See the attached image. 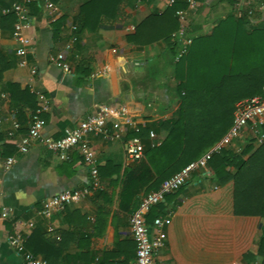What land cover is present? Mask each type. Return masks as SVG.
Returning <instances> with one entry per match:
<instances>
[{"label": "crops", "instance_id": "1", "mask_svg": "<svg viewBox=\"0 0 264 264\" xmlns=\"http://www.w3.org/2000/svg\"><path fill=\"white\" fill-rule=\"evenodd\" d=\"M14 1L19 0H0V9ZM86 1L33 0L34 9L21 30L28 42L24 64L12 35L14 22L3 19L6 14L0 12V213L9 210L7 217L0 216V264H24L7 243L8 234L15 232L24 234L26 248L49 264H93L95 258L97 264H131L135 243L129 215L156 176L145 158H125V139L139 137L147 127V141L150 132L158 143L167 135L160 123L174 119L178 109L174 65L185 38L209 33L216 19L230 12L244 15L248 30L264 26V0L232 4L186 0L180 28L173 34L177 53L173 55L161 41L138 46L127 37L144 18L174 0H130L120 6L115 18L93 14L77 31L75 20ZM67 43L69 73L48 61L50 53L64 50ZM100 107H122L126 114L111 115L106 123L110 132L111 122H120L121 138L89 136L97 185L91 184L90 166L75 148L64 160L35 140L25 153L18 151L33 116L42 135L57 138L65 127ZM125 117L131 124L125 123ZM9 157L14 162L7 167ZM211 176L212 171L205 177L194 172L145 218L151 232L153 219L162 220L164 245L156 253L155 264L261 262L257 255L245 262L242 257L256 253L264 218L234 214L233 182L217 186ZM84 187L88 192L62 210L42 212L46 198Z\"/></svg>", "mask_w": 264, "mask_h": 264}, {"label": "trees", "instance_id": "2", "mask_svg": "<svg viewBox=\"0 0 264 264\" xmlns=\"http://www.w3.org/2000/svg\"><path fill=\"white\" fill-rule=\"evenodd\" d=\"M225 1L232 4L236 0ZM129 2L86 1L75 20L77 31L85 28L91 15L115 18L120 6ZM34 6L30 4V11ZM187 7L186 0H174L163 11L152 12L136 25L127 40L138 46L161 41L176 55V43L172 40L180 28L176 12ZM2 18L14 22L15 15L10 13ZM244 22V15L237 17L232 12L216 19L211 31L192 36L185 52L178 57L174 65L178 109L174 119L160 123L167 135L158 145L150 146L145 139L148 127L137 134L144 140V158L156 176L150 190L200 158L219 141L232 123L234 104L238 100L262 94L264 26L248 30ZM255 142L256 138L248 135L238 151L224 148L213 152L207 165L212 171L210 181L215 185L233 182L234 214L264 218V139L256 145ZM254 255L261 257L259 264H264V224L256 253H246L242 260H250Z\"/></svg>", "mask_w": 264, "mask_h": 264}, {"label": "built area", "instance_id": "3", "mask_svg": "<svg viewBox=\"0 0 264 264\" xmlns=\"http://www.w3.org/2000/svg\"><path fill=\"white\" fill-rule=\"evenodd\" d=\"M245 3L250 0H242ZM33 0H19L14 1L9 6L2 7L0 12L2 14L13 13L15 21L13 25V38L19 43L17 53L22 56L20 63L24 64L25 59L23 55L27 49V39L22 35V27L28 22L30 18V4ZM189 3H194L189 0ZM179 19H183V11L176 12ZM191 39L185 38L183 46L179 49L176 59L185 52V47L189 44ZM70 48V44L65 45L64 50H59L48 55V61L63 71L69 73L70 67L65 61V51ZM35 72L34 69L31 70ZM41 99L43 96H39ZM43 105L41 109H45ZM126 111L124 108H110L100 107L94 113L89 114L83 119L78 120L73 126L65 127L61 135L53 138L47 135H42L39 128L37 116H33L28 128L27 134L22 137L18 144V151L25 153L28 150L30 141H38L46 149L53 152L59 159L64 160L68 156V152L72 149H77L83 158V161L90 166L89 172L92 177L93 185H97L96 181V168L94 165L93 153L91 150L89 136L102 135L108 139H119L123 134V126L120 122H111V131L106 129V123L111 115L125 116ZM125 123L131 124L129 117H125ZM13 127L17 128L18 124L14 121ZM264 85L262 87V94L254 95L244 99L238 100L234 104L232 123L227 131L222 135L218 142L212 148L204 153L200 158L190 162L180 171L172 176L164 179L156 189L150 190L142 195L134 210L130 213L128 219V228L131 238L135 243V255L131 264H155V256L157 251L164 245V233L162 232V220L158 217L153 219V229L151 232L147 225L145 218L149 210L159 204L164 196L177 191L183 186L191 177L194 172L205 177L210 174L211 170L208 168L207 161L213 152H219L224 148H231L233 143L246 132L247 135H252L256 138V143H260L264 139ZM150 146L158 145L154 140V133L149 134ZM145 145L139 137H132L125 139L123 144L124 156L127 160L137 161L144 158ZM238 151V149H236ZM14 162V157H9L5 161V165L9 167ZM88 187L73 190H64L60 193L46 198L42 202V212L49 214L54 211H59L72 200L78 199L88 192ZM9 214L8 209H3L0 213L2 218L7 217ZM29 227L33 223H27ZM26 237L20 232L8 234L7 243L12 250L17 254L24 264H49L46 259L40 257L25 246ZM98 259L95 258L93 264H97ZM85 264V263H82ZM106 264H118L115 262ZM235 264V263H232Z\"/></svg>", "mask_w": 264, "mask_h": 264}, {"label": "rangeland", "instance_id": "4", "mask_svg": "<svg viewBox=\"0 0 264 264\" xmlns=\"http://www.w3.org/2000/svg\"><path fill=\"white\" fill-rule=\"evenodd\" d=\"M242 135H243L242 137L245 136L244 138H246V137L248 136V135L246 134V132L243 133ZM239 138H240V139H239ZM239 138H238V139L234 142V144H233V148H234V149H238V150H239V147L241 146V143H242V140H243V139H241V137H239ZM254 144L256 145V144H258V143L255 142Z\"/></svg>", "mask_w": 264, "mask_h": 264}]
</instances>
